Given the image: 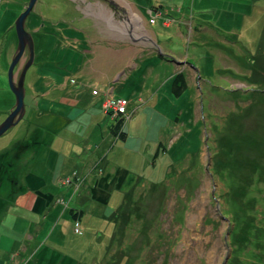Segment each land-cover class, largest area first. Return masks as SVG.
Wrapping results in <instances>:
<instances>
[{
  "label": "rangeland",
  "instance_id": "1",
  "mask_svg": "<svg viewBox=\"0 0 264 264\" xmlns=\"http://www.w3.org/2000/svg\"><path fill=\"white\" fill-rule=\"evenodd\" d=\"M192 1H187L189 9ZM28 3L29 0H0V125L7 119L8 111L11 113L14 109L11 108L14 101L7 105L6 99L13 97L16 101L7 74L18 44L14 24ZM92 3L113 11L118 19L128 17L126 9L129 8L121 0L35 1L24 26L35 40L34 60L25 75L24 114L17 126L8 129L0 138V171L8 165L11 167V155H6L14 151L13 146L17 144L31 142L34 145L38 141L43 150L46 143H54L62 151L63 141H54L60 134L53 131L57 123L43 129L37 126L40 122H29L28 104L30 107L33 102L30 87L32 78L42 74L40 63L57 54L60 57L69 55L70 64L73 56H77L72 42H68V47L73 53H66L62 34L73 32L75 25L72 23L82 16L72 7L77 9V4L89 6ZM130 4L133 10L145 15L146 21L153 18L154 22L156 7L163 10L175 7L178 14L184 12L176 0H132ZM210 4L214 10L202 12L200 21L196 19L197 22H191L182 30L171 22L173 18L165 20L161 27L159 40L164 35L174 40L180 37L177 34L181 35L178 48L188 58L187 64L173 65L174 59L163 50L172 42H154L149 46L135 44L137 52L114 43L112 52L104 56L105 45L111 41L97 37V41L102 40L101 48L95 44L81 58L83 63L92 58V69L82 64L81 72L74 74L75 60L69 68H66V61L65 67L53 66L46 72L45 82L48 83H39L43 88L66 84L69 77H73L90 96L91 89H94L93 96L105 94L101 110L112 116V131L117 137L114 136L112 142L105 141V135H100L105 123L102 129L86 128L94 130L87 142L93 155L91 160L72 158L71 163L77 164L63 171L67 184L68 171L77 174L74 185L58 189L66 193L64 201L55 202L58 208L64 206V216L59 209L57 217L50 211L37 212L36 216H30L31 225L19 226L18 230L17 222L22 225L18 219L0 223L1 263L8 264L12 260L17 264H125L131 250H137V253L132 252L133 259H137L134 264H141L139 258L145 264L164 261L165 264H224L226 259H229L228 264H264V0H210ZM42 23L44 35H48L46 24L52 26L54 37L50 41L42 42V35L36 32ZM66 26L67 32L64 31ZM147 28L158 29L156 25ZM67 38L80 41L68 34ZM128 53L134 64L124 67L119 74L120 64L125 61L121 56ZM148 53L161 54L166 62L171 61L169 74L166 75L162 66L158 67L159 57L154 60L146 55ZM29 57L26 46L13 71L15 84ZM122 75H125L123 79ZM112 87V98H109ZM60 107L56 105L55 109ZM66 114L73 117L69 112ZM223 120L228 128L218 133L216 128L222 127ZM231 121L236 125H231ZM203 128L214 132L216 137L208 146L203 144ZM33 132L37 141L26 140ZM122 134H126L124 138ZM62 137L71 145L79 140L70 131H65ZM227 137L232 138L226 141ZM80 138L87 137L83 134ZM230 142L238 144L236 159H227L223 153ZM213 147L218 150L215 156L211 155L213 165L225 162L224 171L238 174L229 177L231 182L236 181L233 190L231 185L220 182L219 173L214 171L215 176H211L207 171L211 169L209 151ZM22 154L18 151L14 155L20 169L28 161L30 152L20 159ZM29 162L33 164L30 174L41 175L40 156L35 154ZM196 175L199 179L193 181ZM13 177L7 174L0 177V198H8L14 191L17 196L26 194L20 188L23 187L20 181H17V188L13 182L11 190L5 193L4 187L9 180L16 181ZM225 187L228 188L226 192ZM95 191L100 198L93 196ZM44 192L48 193V189ZM223 193L227 200L218 198ZM232 204L238 206L241 219L232 217L238 215L231 212ZM20 213L28 215L24 211ZM58 219L68 222L64 236L53 235ZM230 223L236 226L235 231H231ZM28 228L31 234H36L31 242L21 234ZM153 228L165 236L159 248L154 247L158 241L156 235L146 234ZM251 228L258 230V239L250 237L247 229ZM52 231L53 236L48 237ZM147 238H153V244L148 247L145 246ZM16 241L17 249L20 245L29 246L26 256L20 258V250L13 253Z\"/></svg>",
  "mask_w": 264,
  "mask_h": 264
},
{
  "label": "crops",
  "instance_id": "2",
  "mask_svg": "<svg viewBox=\"0 0 264 264\" xmlns=\"http://www.w3.org/2000/svg\"><path fill=\"white\" fill-rule=\"evenodd\" d=\"M122 4L129 8L126 9L128 11L127 16L125 17L128 21L124 19H118L116 15H113V11L106 9L101 4H95L92 3L89 6H85L82 4H77V9L72 7L76 13L81 12L82 16L76 23H72L75 25L73 28V32H67V26L65 27L64 31L67 32L69 37H72L73 39L80 38V41L77 40L70 41L67 38V34L63 33L64 36L61 40L65 43L66 53H73L71 52V47H68L69 43L72 42L76 47H74L77 56H73L72 62L68 64L69 55L59 56L55 55L52 56L48 61L40 63L39 68L42 72L41 75H37L36 77L32 78V83L30 87V99L31 105L29 107L28 104V115H29V122H33L35 124L40 122V126L43 129L50 128V125L53 123H57V127L53 129L55 133H60L59 135H56L54 137V141H63L62 151L60 149H57L54 143H46L45 148L41 150L40 145H37V142L34 143V145L27 150L23 152L22 155H20V159H23L28 152L29 158L28 161H25L23 164V168H18L16 164V158L14 157L15 152V146L14 151L10 152V163H12L11 167L8 168L10 165L6 166L4 169L7 171L13 172L14 179H10L7 186L4 187L5 193L11 190L13 182H15V187L17 188V181H20L22 183L23 187H20L23 189L26 194L23 196H17V192L15 191L12 193L10 197L2 196V201L0 204V223L5 224L10 219L22 222V225H20L17 222V230L19 226L22 228L24 226L31 225L30 224V216H36L37 212H43L46 210L47 212L50 211V213L55 217H57V210L59 209L60 214L62 217L64 216V206L60 205L58 208L55 204L59 199L64 201L66 199V193L58 192L59 187H67L68 184L65 180V175L63 174V171H67L70 166L77 164V163H71L72 158H79L81 160H91L93 155L92 148L87 145V142L93 135L94 130L87 131L86 128H97L102 129L103 124L105 123V129L104 132L102 130L100 135H105V141L109 140L112 142V138H115L113 134L112 128H113V121L112 116L109 114H105L101 110V103L103 99L105 98V94H101L98 96L92 95L91 89V96L88 94L87 89L79 86L75 78L69 77L66 84H59L57 86H54L50 88V85H47L46 87H42L39 85V83L47 81L48 75H46V72L52 70L53 66H64L66 64V68H69L70 65L74 63V69L73 73L77 74L80 73V68L82 66H88L92 69L91 61L92 58H88L87 62L83 63L81 61V58L85 54L87 50H89L90 47L95 46V44H98L99 48L102 46V40L97 41L96 38L100 37L101 39L104 38L105 40L111 41L110 44L105 45V51L103 53L104 56L110 54L112 52V48L114 43L127 46L129 51L137 52L138 49L135 48V44H145L149 46L150 43H160L163 42L169 43L172 42V44L167 46V48H163V50L169 54L170 59H174V66L175 61L178 59L179 61L181 58V53L179 52L178 44L181 42L178 38L174 40V38L167 37L168 35H164L162 39L159 40L158 35L161 32V27H164L165 20L173 18L171 22H174L177 24L176 26L182 30V27L187 26L188 24L191 25L192 23L200 21L202 18L199 17L200 14L204 11H211L214 10L211 7L210 0H193L192 6H190V9L187 5L188 0H176L177 5L181 6L183 9V13L178 14L176 12L175 7L166 8L163 10L161 7H156L153 10L154 17L156 19L154 22L152 21L153 18H150L148 21L145 20V15L142 13L140 14L137 10H133L131 7V1L132 0H121ZM214 4V1L212 2ZM79 9V10H78ZM78 10V11H77ZM169 10V11H168ZM162 13H160V12ZM151 12V9H150ZM157 13H160L161 16H158ZM188 16H191L189 19ZM124 16H122L123 18ZM113 21V22H112ZM153 23H152V22ZM107 22V23H106ZM174 24V25H175ZM148 25L151 26H157L158 29H149L147 28ZM46 32H48V35H44L42 30H36V32H39L40 35H42V42L45 40L50 41L51 37H54L53 32L50 30L52 29V26H47L46 24ZM195 27V25H194ZM33 28V27H32ZM31 28V29H32ZM36 28V27H34ZM87 31H91L93 34L89 35ZM36 32H33L36 34ZM38 34V33H37ZM33 39H34V35ZM149 42V43H148ZM35 43V40H34ZM0 44H2L0 42ZM161 45V44H160ZM137 48H141L140 45L136 46ZM155 50H160L157 47H154ZM161 49V47H160ZM62 50V49H61ZM142 52H145L143 48H141ZM154 50V49H153ZM56 51V50H55ZM54 51V52H55ZM155 53V51H153ZM178 52V54H176ZM129 53L125 56H121L125 58V61L120 64V68L118 69V73L123 71V68H128L132 64H134V59L128 57ZM146 55L152 56L154 60H156L157 57L158 61L156 62L158 67L162 66V68L165 70L166 75L169 74V69L171 68L170 62H166L163 57L161 59V54L159 56H154L153 53H148ZM119 58V57H118ZM172 63V62H171ZM83 64V65H82ZM68 66V67H67ZM17 68V67H16ZM16 70V69H15ZM125 75H122L121 79H123ZM26 78V77H25ZM72 80L74 82L72 83ZM115 81H113L114 83ZM25 83V81H24ZM48 83V82H45ZM167 83V82H166ZM170 83V81L168 82ZM167 83V84H168ZM1 88L4 89L1 85ZM25 89V86H24ZM114 88H110L108 92V97L112 98L111 91ZM11 91V90H10ZM95 98V101L93 100ZM14 101L12 109L15 105V99L13 97H8L6 99V104L9 105ZM56 105L61 106L59 109H55ZM10 108V109H11ZM10 111H8L7 115ZM69 112L70 114H73V117L70 115H67L66 113ZM6 115V116H7ZM0 118H2L0 116ZM2 119H0L1 122ZM17 126V125H16ZM15 126V127H16ZM65 131H70L78 136L79 140H76L72 142V145L70 143H67L66 138L62 137V134ZM6 134V133H5ZM4 134V135H5ZM33 134V135H32ZM30 135V137L26 140L28 141H37V137L34 134V132ZM84 134L85 137L81 139ZM115 136V137H114ZM1 138V137H0ZM31 143V142H30ZM69 146V148H67ZM66 148V149H65ZM38 154L41 158V164L40 169L42 171V174L39 175L37 173L30 174V169L33 166L29 161L31 158ZM19 159V160H20ZM100 159V158H99ZM98 159V160H99ZM19 160L17 159V163H19ZM93 162V161H91ZM88 162V163H91ZM87 163V162H85ZM84 163V164H85ZM16 164L15 168L14 165ZM22 173V174H21ZM7 183V182H6ZM20 186V185H19ZM48 189V193L44 192V189ZM56 200V201H55ZM58 203V202H57ZM17 210L19 211V215H17ZM20 211L26 212L28 215H22ZM48 214L51 216V214ZM45 220V218H44ZM61 221V222H60ZM57 227L54 228L53 231L49 233V236L53 235H62L64 236L69 228L68 222L63 219L57 220ZM53 233V235H52ZM21 234L28 237V242H31L33 237L36 234H31L30 229L22 230ZM38 234V233H37ZM18 236V235H17ZM15 248L14 252L17 254V250H20V258L26 256V254L29 253V246L26 248V245L22 246L20 245L17 249V241L15 242ZM26 249V250H25ZM17 259V255L15 260ZM17 264V262L9 260L8 264ZM0 264H4L1 263Z\"/></svg>",
  "mask_w": 264,
  "mask_h": 264
},
{
  "label": "bare ground",
  "instance_id": "3",
  "mask_svg": "<svg viewBox=\"0 0 264 264\" xmlns=\"http://www.w3.org/2000/svg\"><path fill=\"white\" fill-rule=\"evenodd\" d=\"M103 1V0H102ZM105 2H107L108 0H104ZM27 18V17H26ZM25 18V21L27 20ZM122 19H124V20H126V21H128L125 17H123ZM113 22V21H112ZM25 23L26 22H24V26H25ZM107 23V22H106ZM17 23L15 22V24H14V30H15V34L17 35V33H16V28H15V25H16ZM44 26V23H42V26H40L39 28H37V30H42L41 28ZM177 36H180V37H178V39L182 42V37H181V35H178L177 34ZM31 38H32V36H31ZM34 39L32 38V41H33ZM33 44H34V41H33ZM33 50H34V48H33ZM24 53H25V50H24ZM23 53V54H24ZM182 56H181V58L183 59V60H181V61H175L176 63H178V64H187L188 62H189V60H187L188 58H186L183 54H181ZM23 56V55H22ZM162 59V58H161ZM33 60H34V55H33ZM9 72V71H8ZM14 75V74H13ZM12 78L14 79V77L12 76ZM7 79H8V74H7ZM8 83H9V80H8ZM9 114H10V112H9ZM231 125H236L233 121H231ZM205 126V125H204ZM222 127L219 129V128H216V130H217V132L219 133V131L220 132H224V131H226L227 130V128H228V124H227V122L225 121V120H223V122H222V125H221ZM14 128V127H13ZM205 129H207V130H205ZM202 140H203V144L205 143L206 144V146H208V144H212V143H214V137H215V134H214V132H212V131H208V128H203V132H202ZM204 140H205V142H204ZM37 145H38V141H37ZM218 153V150H215V148L213 147L210 151H209V154H210V165H211V169H208L207 171H209V173L211 174V176H215V172H217V173H219L220 175H221V181L220 182H222V184H227V185H231V186H229V187H231L232 188V190H233V187H234V185H235V183H236V181H230L229 179V177H231V176H234L232 173H231V171H229V170H226V171H224L222 168L224 167V163L225 162H223L221 165H218V166H214L213 165V163H212V158H211V155L212 156H215L216 154ZM213 159H215V157L213 158ZM215 171V172H214ZM4 174H7V175H9V176H14V174H13V172H10V171H6L5 170V172H4ZM77 177V174L76 173H72L71 171H68V185H74V183L76 182V180L74 179V178H76ZM244 177H248V174H244ZM194 179L195 180H193V181H196L197 179H199L198 178V175H196L195 177H194ZM82 181V183L81 184H84V181L83 180H81ZM219 181V180H218ZM227 189L228 188H226L225 187V189H223L224 190V192H226L227 191ZM93 196H95V197H97V198H100L101 196L99 195V193L97 192V191H95V193L93 194ZM212 196H214V195H212ZM103 197L105 198L106 197V194L104 193V195H103ZM214 198H215V196H214ZM219 199H226L227 200V195H225L224 193L223 194H221L219 197H218ZM230 210H231V212L232 213H234V214H238V215H235V216H232L233 218H234V220H239V218L241 219V217H239V209H238V206L236 205V204H232L231 206H230ZM77 215V217L79 218L80 217V215L77 213L76 214ZM61 222V221H60ZM140 224V223H139ZM230 225L232 226V228H231V231L232 230H236V226L234 225V224H232V223H230ZM239 228V227H238ZM248 231H249V234H250V237L251 236H256V238L258 239V237H259V232H258V230L256 229V228H251V229H247ZM154 234V235H156V238H158V241H157V243L155 244V248H159V246H160V243L162 242V240H164L165 239V236L163 237V235L162 234H160L159 232L157 233V230L156 229H151L150 231H148L146 234L147 235H150V234ZM156 233V234H155ZM231 236L233 237V233H231ZM142 238H145V235L144 236H142ZM140 242H142V240H140ZM167 243L169 242V241H166ZM150 244H153V238L152 239H148L147 238V241H146V243H145V246L146 247H148ZM132 252H136L137 253V250H134V251H132L131 250V252L129 253V255H128V257H127V261H126V263L125 264H134L136 261H137V259H133L134 258V256L132 255ZM138 261L141 263V264H145V261H143L142 259H138ZM225 261H227V262H225L224 264H228L229 263V259H226ZM162 264H165V261L162 263Z\"/></svg>",
  "mask_w": 264,
  "mask_h": 264
},
{
  "label": "water",
  "instance_id": "4",
  "mask_svg": "<svg viewBox=\"0 0 264 264\" xmlns=\"http://www.w3.org/2000/svg\"><path fill=\"white\" fill-rule=\"evenodd\" d=\"M35 1L36 0H29L25 12L16 21L17 24L15 25V28L18 38L17 51L8 72L9 86L12 92L15 94L16 101L13 111L8 115L7 119L0 125V137L3 134H5L8 129L17 125V123L22 119L24 114V95H25L24 81H25L26 72L33 63V48H34L31 35L25 31L24 22H25V18L29 15L31 9L35 5ZM26 46L30 53L29 61L22 70L18 79V83L15 84L14 79L12 78L13 71L17 62H19V60L21 59Z\"/></svg>",
  "mask_w": 264,
  "mask_h": 264
},
{
  "label": "trees",
  "instance_id": "5",
  "mask_svg": "<svg viewBox=\"0 0 264 264\" xmlns=\"http://www.w3.org/2000/svg\"><path fill=\"white\" fill-rule=\"evenodd\" d=\"M177 82V81H176ZM175 86H178V85H175ZM181 87L182 88H184V86L183 85H181ZM178 91H179V89H178ZM125 135L126 134H122L121 135V137H125ZM230 138H232V137H227V138H225L226 139V141L228 140V139H230ZM214 140H216V137H214ZM217 142V141H216ZM33 144L32 143H29V145L27 144V145H25V144H17L16 145V147H15V152H14V155H16L17 154V152L18 151H20V152H24L25 150H27L29 147H31ZM230 146H231V148H230ZM230 146H227L226 148H225V150H223V153H224V155L226 156V158L228 159L229 157L230 158H234V159H236V157H237V152H238V150L239 149H237V146H238V144H237V142H230ZM7 157H9L10 156V153L8 154V155H6ZM225 164V163H224ZM227 166V165H226ZM228 167V166H227ZM6 169H4L3 168V171H0V177L3 175H5V174H3L4 173V171H5ZM234 176H237L238 174H235V173H233V172H231ZM16 193V192H15Z\"/></svg>",
  "mask_w": 264,
  "mask_h": 264
}]
</instances>
